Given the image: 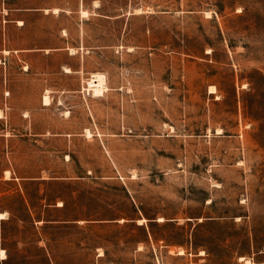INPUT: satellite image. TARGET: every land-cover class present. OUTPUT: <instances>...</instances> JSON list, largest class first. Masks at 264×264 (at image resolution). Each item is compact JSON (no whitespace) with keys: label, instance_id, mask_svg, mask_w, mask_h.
<instances>
[{"label":"rangeland","instance_id":"rangeland-1","mask_svg":"<svg viewBox=\"0 0 264 264\" xmlns=\"http://www.w3.org/2000/svg\"><path fill=\"white\" fill-rule=\"evenodd\" d=\"M147 24L107 92L0 99V264H264V0Z\"/></svg>","mask_w":264,"mask_h":264},{"label":"crops","instance_id":"crops-1","mask_svg":"<svg viewBox=\"0 0 264 264\" xmlns=\"http://www.w3.org/2000/svg\"><path fill=\"white\" fill-rule=\"evenodd\" d=\"M156 9L157 0H0V99L40 108L81 92L95 73L107 92L109 69L151 59ZM20 114L32 129L30 110Z\"/></svg>","mask_w":264,"mask_h":264},{"label":"bare ground","instance_id":"bare-ground-1","mask_svg":"<svg viewBox=\"0 0 264 264\" xmlns=\"http://www.w3.org/2000/svg\"><path fill=\"white\" fill-rule=\"evenodd\" d=\"M104 80H105L104 75H102L100 73H95L89 79L88 85H89L90 89H92V91L94 93L103 92L104 91V87H105L104 86ZM45 101H48V98L47 97L45 98ZM87 133L90 134L89 131ZM140 221L141 220H139L138 222H140ZM0 257L1 258H5L6 257V254H5V250L4 249H1L0 250Z\"/></svg>","mask_w":264,"mask_h":264}]
</instances>
